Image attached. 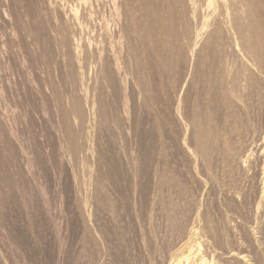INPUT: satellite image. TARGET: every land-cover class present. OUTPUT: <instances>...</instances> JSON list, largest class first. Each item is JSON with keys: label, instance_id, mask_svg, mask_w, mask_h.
Here are the masks:
<instances>
[{"label": "rangeland", "instance_id": "1", "mask_svg": "<svg viewBox=\"0 0 264 264\" xmlns=\"http://www.w3.org/2000/svg\"><path fill=\"white\" fill-rule=\"evenodd\" d=\"M263 111L264 0H0V264H264Z\"/></svg>", "mask_w": 264, "mask_h": 264}, {"label": "bare ground", "instance_id": "2", "mask_svg": "<svg viewBox=\"0 0 264 264\" xmlns=\"http://www.w3.org/2000/svg\"><path fill=\"white\" fill-rule=\"evenodd\" d=\"M247 52L249 54L255 53L253 48H247ZM261 60H262V57L260 56V57H257V60H255V61H257L258 63L261 64ZM260 68L261 67H259L258 69H260ZM236 88H237V85H232L231 86V92L234 93ZM229 99H230V101L227 102L228 105L231 103V97H229ZM259 121L261 122V124L259 123L260 126L258 128H256L258 130V134L253 136L252 138H249L247 140L249 143L247 145H245V147H243L242 149L236 150L237 155H238V158L236 157L237 158L236 161L238 162V163L236 162L237 163V167H236L237 172L236 173L238 175L246 173L248 175V178H251L253 180L252 181L253 183L255 182L254 184H255V187H256L257 192L259 194L258 202H259V204H262V203H264V124H263L264 123V111L261 113V115L259 117ZM196 139H197L200 147L202 148V145H204V144H203V140H202V135L199 132L197 133ZM204 150H208V148L207 149L204 148ZM210 150H212V149H210ZM246 151L248 152V154L245 155ZM251 152L253 153L254 157L252 158L253 172H251V174H250L249 173L250 172V166L248 165L249 172H246V170L242 169V166H240V162H241V159L244 157L242 162L246 163L247 160H249L248 157L251 154ZM204 157L207 158L208 157L207 154H204ZM258 173L260 175L259 178H258ZM239 192H240V194H242L243 191L241 188L239 189ZM179 221H181V220H179ZM186 222H187V219H186ZM197 223H198V221H197ZM189 227H190V225H189ZM195 230H197V229H195V227L193 225L190 227V229L187 230L185 236H183L179 240L177 239L178 240V241H176L177 243L175 245H173V249H172V251H170L171 253L168 254V257L170 258V264H213L212 263L213 260H211L209 255H208L209 254L208 250L210 248L208 250H206L204 248L203 243L197 238L198 235L195 233ZM197 233H198V231H197ZM211 240H212V238H211ZM174 243H175V241H174ZM171 244H170V246H171ZM239 252L242 253V256H240V259H244L245 256L243 255V251H241V250H234L231 252V255L237 256L239 254ZM163 259H164V257H163ZM221 262H222V260L220 258H218L217 264H221Z\"/></svg>", "mask_w": 264, "mask_h": 264}]
</instances>
